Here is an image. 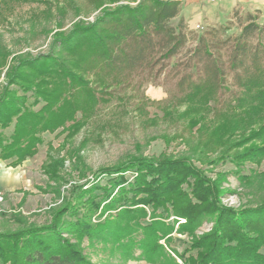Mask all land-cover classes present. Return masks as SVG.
Returning a JSON list of instances; mask_svg holds the SVG:
<instances>
[{"label":"trees","instance_id":"trees-1","mask_svg":"<svg viewBox=\"0 0 264 264\" xmlns=\"http://www.w3.org/2000/svg\"><path fill=\"white\" fill-rule=\"evenodd\" d=\"M105 1L97 0V8ZM181 12L180 0H139L135 6L105 7L93 23L78 24L67 35H57L50 53L17 59L7 72L0 96V160L18 167L36 156L43 143L42 133L68 128L71 120L70 129L81 128L83 123L75 120V113L81 105L97 101L98 91L90 77L95 85L105 87L144 75L157 80L194 40L170 71L178 90L184 92L185 101L203 99L206 104L225 108L232 121L227 140L250 131L247 142L260 145L248 158L260 162L264 157L263 11L235 9L227 23L209 26L202 33L190 30ZM176 19L179 21L173 25ZM235 25L240 34L229 35ZM79 94L85 95L84 101ZM129 170L137 172L134 182L125 180ZM101 172L121 178L116 183L118 192L106 197L109 202L103 208L120 212L111 215L109 225L95 226L92 217L101 209V202H93L91 190L81 187L79 196L83 200L88 195L89 214L70 224L68 232L90 237L96 231L117 235L120 241L127 240L123 245L128 249H142L149 261L158 256L163 260L159 264H179L160 241L174 230L194 236L207 215L214 218L211 231L196 238L182 253L172 251L181 264H264V201L240 209L223 206L217 181L209 179L190 158L157 161L132 157ZM146 207L151 209L153 221L141 225L148 214ZM64 213L60 209L47 226L0 233V263L90 264L77 244L62 238ZM171 217L178 228L162 221ZM141 229L145 238L136 241L134 234ZM193 251L196 253L188 255Z\"/></svg>","mask_w":264,"mask_h":264},{"label":"rangeland","instance_id":"rangeland-1","mask_svg":"<svg viewBox=\"0 0 264 264\" xmlns=\"http://www.w3.org/2000/svg\"><path fill=\"white\" fill-rule=\"evenodd\" d=\"M96 1L0 0V96L6 86L7 72L17 59L50 53L57 35H67L78 24L93 23L105 7L123 3L135 6L139 2L119 0V3L109 4L106 0L101 8H97ZM262 11L264 19V9ZM178 21L176 19L172 24L177 25ZM207 27L192 31L202 33ZM228 34L239 35V27L235 25ZM192 42L157 80L144 75L120 84L111 82L105 87L95 85L90 77L88 80L98 91L97 101L88 106L81 105L75 113V120L83 123L81 128L70 129L69 126L74 124L71 120L67 123L68 128L42 133L43 143L36 156L18 167L10 166V161L0 160V233L47 226L61 209L65 211L61 221L66 223L62 238L77 244L88 263L159 264L163 261L161 257L149 261L142 249H128L123 245L127 240L120 241L117 235L96 231L90 237L66 230L89 214L85 204L88 195L83 200L79 196L81 187L91 190L93 202H101V209L92 217L95 226L108 224L111 215L120 212L121 209L105 212L103 208L109 202L106 197L118 192L120 186L116 183L121 178L101 171L118 167L132 157L157 161L188 157L209 179L217 181L223 206L240 209L262 203L264 157L258 163L248 158V153L260 144L247 142L250 131L245 136L238 132L227 140L232 121L226 109L214 106L213 102L206 104L203 99L185 101L184 92L178 90L176 79L170 74L172 66L186 55ZM19 94L22 95V91ZM79 96L84 101L85 95ZM32 101L30 98L29 104ZM39 107L41 105L36 109ZM11 131L12 128L6 133ZM124 177L127 182H134L137 172L129 170ZM189 181L192 183L193 179ZM145 209L148 214L141 225L153 221L151 209ZM174 219L162 221L173 225ZM213 224L214 218L209 219L206 215L195 228L194 236L174 230L168 241L165 242L166 237L160 243L166 253L181 264L172 251L182 253L196 238L209 233ZM111 226L116 225L111 223ZM175 228H178L177 224ZM134 237L136 241L143 240L144 231L141 229ZM261 251L264 252V248Z\"/></svg>","mask_w":264,"mask_h":264},{"label":"crops","instance_id":"crops-1","mask_svg":"<svg viewBox=\"0 0 264 264\" xmlns=\"http://www.w3.org/2000/svg\"><path fill=\"white\" fill-rule=\"evenodd\" d=\"M186 23L191 30L217 26L229 20L235 9H264V0H180ZM0 173V177H1ZM2 178V177H1ZM5 180V179H4ZM7 180V178H6Z\"/></svg>","mask_w":264,"mask_h":264}]
</instances>
